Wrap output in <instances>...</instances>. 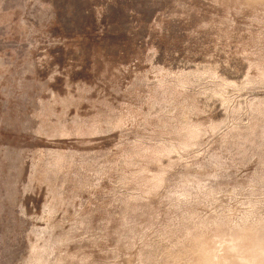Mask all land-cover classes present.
Returning <instances> with one entry per match:
<instances>
[{
  "label": "rangeland",
  "instance_id": "rangeland-1",
  "mask_svg": "<svg viewBox=\"0 0 264 264\" xmlns=\"http://www.w3.org/2000/svg\"><path fill=\"white\" fill-rule=\"evenodd\" d=\"M0 264H264V0H0Z\"/></svg>",
  "mask_w": 264,
  "mask_h": 264
}]
</instances>
